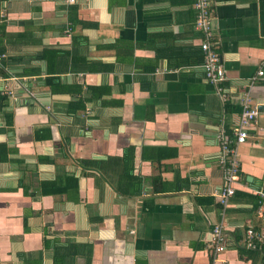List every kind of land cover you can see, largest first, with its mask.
Wrapping results in <instances>:
<instances>
[{
  "label": "crops",
  "instance_id": "crops-1",
  "mask_svg": "<svg viewBox=\"0 0 264 264\" xmlns=\"http://www.w3.org/2000/svg\"><path fill=\"white\" fill-rule=\"evenodd\" d=\"M204 38L194 0H0V264H264V113L215 195L219 134L264 106V0H215L219 83Z\"/></svg>",
  "mask_w": 264,
  "mask_h": 264
},
{
  "label": "built area",
  "instance_id": "built-area-1",
  "mask_svg": "<svg viewBox=\"0 0 264 264\" xmlns=\"http://www.w3.org/2000/svg\"><path fill=\"white\" fill-rule=\"evenodd\" d=\"M68 3H74L76 0H65ZM215 0H194L195 9V27L205 33V38L201 41V49L203 51L202 66L205 71L206 78L214 83H219L225 79V69L221 56L217 52L214 43L211 42L212 34V13ZM3 54L0 52V62ZM264 75V69H260L254 77ZM221 91V87H219ZM260 113H264V106L251 103L249 97H245L243 111L239 125L235 128L233 136H228L221 131L219 134L221 142V154L218 162L223 169L224 184L215 195L217 201L227 206L230 198L234 195L238 181V172L241 169L240 158L238 156V146L244 143L249 136V128L256 123ZM255 193L259 196L260 203L264 204V188L256 190ZM226 231L222 224H216L212 230V245L211 247L221 252L226 248ZM244 241L246 246L255 249L259 244H264V226L256 229L249 226L245 232ZM259 243V244H258Z\"/></svg>",
  "mask_w": 264,
  "mask_h": 264
},
{
  "label": "trees",
  "instance_id": "trees-1",
  "mask_svg": "<svg viewBox=\"0 0 264 264\" xmlns=\"http://www.w3.org/2000/svg\"><path fill=\"white\" fill-rule=\"evenodd\" d=\"M243 242H244V246L246 247V248H248L247 246H246V241H244V239H243ZM259 244V243H258ZM248 249H251V248H248ZM257 249H260L261 250V252L263 251V249H264V244L262 243V244H259L254 250H257Z\"/></svg>",
  "mask_w": 264,
  "mask_h": 264
}]
</instances>
